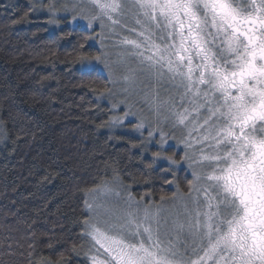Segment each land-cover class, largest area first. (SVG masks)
Segmentation results:
<instances>
[{"label": "snow or ice", "instance_id": "1", "mask_svg": "<svg viewBox=\"0 0 264 264\" xmlns=\"http://www.w3.org/2000/svg\"><path fill=\"white\" fill-rule=\"evenodd\" d=\"M129 16L140 30L132 29L138 39L120 41L131 46L122 55L137 58L145 73L167 74L179 92L166 101L172 127L186 130L188 148L195 130V143L210 149L201 148L194 161L200 166L193 172L194 214L176 225L192 237L193 252L203 253L186 264H264V0H82L80 5L79 18L89 29L98 24L103 30L105 21L117 25ZM153 28L161 32L159 44ZM78 62L86 75L99 64L112 71L100 56L82 55ZM125 205L87 204L92 222L84 221L85 234L96 253L91 264H185L178 259V237L161 232L158 213L134 206L131 197Z\"/></svg>", "mask_w": 264, "mask_h": 264}, {"label": "trees", "instance_id": "2", "mask_svg": "<svg viewBox=\"0 0 264 264\" xmlns=\"http://www.w3.org/2000/svg\"><path fill=\"white\" fill-rule=\"evenodd\" d=\"M89 36L0 0V264H87V195L104 184L155 205L174 199V179L189 193V175L156 165L131 126L108 129L110 81L78 62L100 56Z\"/></svg>", "mask_w": 264, "mask_h": 264}, {"label": "rangeland", "instance_id": "3", "mask_svg": "<svg viewBox=\"0 0 264 264\" xmlns=\"http://www.w3.org/2000/svg\"><path fill=\"white\" fill-rule=\"evenodd\" d=\"M16 1L18 0H7L8 3ZM81 3L82 0H30V7L32 15H42L45 18L46 25L52 33L57 32L62 26H69L83 28L91 36L96 37V39H90V42L99 49L101 59L106 60L112 69L109 74L102 64L97 65V69L110 81L109 91L99 98L100 103H106L112 108L113 117L108 129L115 132L126 129L128 125L131 126L126 131L143 139L146 155L156 165L166 166L173 173L185 171L191 179L188 194H183L180 191L179 181L174 179L172 186L176 190V196L173 200L164 201L161 204H147L144 201L135 200L121 188L118 182H114L116 186L104 184L89 193L87 204L97 200L98 202L104 201L116 209H123L126 206L125 201L131 197L134 206L138 204L141 209L148 208L149 211L159 214L162 233L167 232L170 238L178 237L175 240L179 253L178 259L184 261L185 264L187 261H196L198 256L203 253L193 252L192 237L187 231H179L176 225L186 224L189 220L188 213L194 214L192 199L196 197L197 193L192 190L194 186L193 172L200 170V166L194 161L198 159L201 148H205L206 151H210V149L207 148L206 143H195L199 135L195 130L192 132L193 147L188 148L184 142L187 135L186 130L183 127H172L173 118L166 101L170 98L175 99L179 92L168 79L167 74L157 77L152 73H145L141 70L137 58L122 55L126 51H130L131 46L126 47L120 41L125 37L138 39L136 32H133L132 29L135 28L139 31V25L129 16L121 18V23L117 25H111L110 22L105 21L103 30L98 24H94L89 29L86 27L87 22L79 18ZM244 6L247 7V5ZM74 15L77 17L76 20H73ZM160 36V30L153 28V39L158 44L161 43ZM125 77H130V79H125ZM126 112L127 116H125ZM141 123L143 127L138 129L136 126ZM149 131L153 133L152 136H149ZM161 132L164 134L163 142L161 141ZM170 149H173L176 154L167 155L169 154L167 151ZM156 153L160 154V158L156 157ZM165 157H171L176 163H171ZM105 186L113 191L105 192ZM115 193H119V195L117 196ZM200 199L203 200V196ZM87 213L89 222H92L88 208ZM85 239L84 258L87 264H91L90 256L96 253L93 251L92 241L86 234ZM39 264L52 263L40 262Z\"/></svg>", "mask_w": 264, "mask_h": 264}]
</instances>
